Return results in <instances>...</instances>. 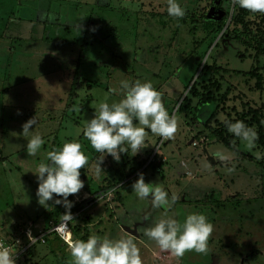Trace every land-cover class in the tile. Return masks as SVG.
<instances>
[{"label": "rangeland", "instance_id": "obj_1", "mask_svg": "<svg viewBox=\"0 0 264 264\" xmlns=\"http://www.w3.org/2000/svg\"><path fill=\"white\" fill-rule=\"evenodd\" d=\"M180 3L177 19L166 0H0V232L21 240L15 264H70L66 244L45 237L66 209L37 202L33 172L47 151L72 140L88 156L84 187L68 197L73 240L131 238L143 264H264V159L223 123L255 127L254 150L264 153V14H230L229 0ZM122 79L150 80L177 128L163 140L146 129V147L119 162L105 154L97 176L103 154L82 126L109 87L117 89L109 103L121 98ZM34 116L30 130L45 142L28 156L20 132ZM217 151L228 160L213 158ZM141 173L174 201L153 207L137 198L131 184ZM191 212L212 225L205 254L178 260L144 235L159 219L182 222ZM41 238L53 248L37 254Z\"/></svg>", "mask_w": 264, "mask_h": 264}, {"label": "clouds", "instance_id": "obj_2", "mask_svg": "<svg viewBox=\"0 0 264 264\" xmlns=\"http://www.w3.org/2000/svg\"><path fill=\"white\" fill-rule=\"evenodd\" d=\"M229 4L233 5L228 8L230 14H235L237 7L246 9L250 14H264V0H229ZM166 12L169 17L178 19L185 15V8L181 6L180 0H166ZM113 92H117V89L109 87L108 93ZM119 92L121 98L111 103L106 93L96 105L94 115L86 119L82 126L83 136L97 153L103 154L95 169L97 176L105 154L119 162L122 153L136 155L146 147V129L163 140L171 138L177 128L175 116L169 114L162 102L161 92L150 80L141 82L139 79H122L119 81ZM36 123L34 116L21 126L20 134L26 138L28 156H35L45 142L39 133L32 134L33 128L30 130V126ZM223 123L227 131L238 138L257 160L264 159V153L254 150L258 139L255 127L241 120H226ZM212 156L222 162L228 160L219 151L212 153ZM46 160L41 161L36 170L32 171L38 182L37 202L45 208L49 201L62 204L66 209L62 220L66 224L73 220L67 211L73 203L68 197L84 187L79 170L88 163V156L81 150L80 142L72 140L47 151ZM233 170V166L227 167L228 172ZM131 189L139 199L150 198L153 207L167 206L175 199L170 198L163 187L146 182L142 173L132 182ZM211 231L212 225L202 212L188 213L182 222L173 217L162 218L143 228L147 238L178 260L188 251L207 253ZM68 247L70 264H143L139 249L131 238L110 239L90 235L86 240L70 241ZM0 264H15L14 254L6 247H0Z\"/></svg>", "mask_w": 264, "mask_h": 264}, {"label": "built area", "instance_id": "obj_3", "mask_svg": "<svg viewBox=\"0 0 264 264\" xmlns=\"http://www.w3.org/2000/svg\"><path fill=\"white\" fill-rule=\"evenodd\" d=\"M70 230L68 222L65 224L63 222V220H60L56 223L51 224L50 226H48V232L45 233V237L49 238V237H58L60 240H62L64 242V244H66L67 248H69V242L67 239V231ZM71 231V230H70ZM30 241H32L33 239L28 236ZM21 241L19 238H15L14 240H8L6 239L2 233L0 232V247H6L8 248V250L10 251V253L14 254V257L16 256V253H14V248L13 245L16 244L15 242Z\"/></svg>", "mask_w": 264, "mask_h": 264}, {"label": "crops", "instance_id": "obj_4", "mask_svg": "<svg viewBox=\"0 0 264 264\" xmlns=\"http://www.w3.org/2000/svg\"><path fill=\"white\" fill-rule=\"evenodd\" d=\"M39 242H35V249L37 250V254H40V253H43L47 250V248H53L52 247V244H49V242H51L52 240H47V241H44V239H38ZM63 242V241H62ZM64 243V242H63ZM65 245V244H64ZM66 247V245H65ZM65 249V248H64ZM63 249V250H64ZM67 252H69V248H67ZM47 256V255H46ZM39 261L37 260L35 262V264H37Z\"/></svg>", "mask_w": 264, "mask_h": 264}, {"label": "bare ground", "instance_id": "obj_5", "mask_svg": "<svg viewBox=\"0 0 264 264\" xmlns=\"http://www.w3.org/2000/svg\"><path fill=\"white\" fill-rule=\"evenodd\" d=\"M67 239H68V242L73 241V236L70 230L67 231Z\"/></svg>", "mask_w": 264, "mask_h": 264}, {"label": "trees", "instance_id": "obj_6", "mask_svg": "<svg viewBox=\"0 0 264 264\" xmlns=\"http://www.w3.org/2000/svg\"><path fill=\"white\" fill-rule=\"evenodd\" d=\"M82 136V135H81ZM81 136L79 137V139L81 138ZM261 142H264V135H262V138L260 139ZM229 144V142H227ZM88 146H91L90 144H88ZM92 147V146H91ZM94 150V149H93ZM96 152V151H95Z\"/></svg>", "mask_w": 264, "mask_h": 264}]
</instances>
